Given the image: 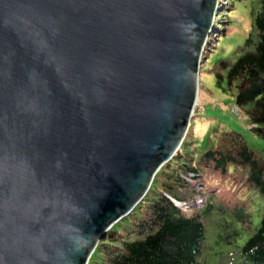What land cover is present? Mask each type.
Segmentation results:
<instances>
[{
  "label": "water",
  "instance_id": "obj_1",
  "mask_svg": "<svg viewBox=\"0 0 264 264\" xmlns=\"http://www.w3.org/2000/svg\"><path fill=\"white\" fill-rule=\"evenodd\" d=\"M218 0H0V264H87L179 151Z\"/></svg>",
  "mask_w": 264,
  "mask_h": 264
},
{
  "label": "trees",
  "instance_id": "obj_2",
  "mask_svg": "<svg viewBox=\"0 0 264 264\" xmlns=\"http://www.w3.org/2000/svg\"><path fill=\"white\" fill-rule=\"evenodd\" d=\"M229 1L235 6L238 0ZM244 7L248 31L242 42L206 72L251 127L214 123L200 136L192 129L180 153L156 172L144 199L105 233L87 264H200L211 239L217 264H264V0H246ZM186 175H194L191 182ZM211 175L235 185L218 195L206 182ZM198 177L207 185L196 192L190 188ZM240 185L249 191L245 201L232 192Z\"/></svg>",
  "mask_w": 264,
  "mask_h": 264
},
{
  "label": "rangeland",
  "instance_id": "obj_3",
  "mask_svg": "<svg viewBox=\"0 0 264 264\" xmlns=\"http://www.w3.org/2000/svg\"><path fill=\"white\" fill-rule=\"evenodd\" d=\"M245 1L246 0L235 1V6H232L229 0L217 1L214 25L208 35L201 56L202 62L199 66L197 100L187 133L184 137V139L187 137V141L192 129L195 131V136H200L199 133H202V131L209 128V126L214 123H218L219 126L224 128H237L236 126H240L243 130H247L251 127L245 122L242 112L233 105L232 97L220 92L215 87L213 75L206 72L215 67V58H230L246 35L248 31V22L247 11L244 7ZM209 55L213 58L208 60ZM252 141L256 143L255 139H252ZM180 151L181 149H179L178 153H180ZM162 176L163 175H157L156 180H160ZM183 177L185 180L191 182L189 178L194 177V175H186ZM206 182L218 195H224V192L228 190L229 186L235 185L230 179L227 181L222 180L219 175H211ZM158 184L159 182H155V185ZM193 184L190 189L196 192L200 191L199 184L207 185L199 177ZM235 191H237L236 193L238 194L236 197L237 199L244 201L247 199L249 191L246 186L240 185L237 189L232 190L234 193ZM196 195L198 196L197 193ZM179 207L182 210H186L187 208L185 203L179 204ZM216 246L214 239L206 240L205 249L200 257V264H217L215 260L217 256L214 255V253L218 251Z\"/></svg>",
  "mask_w": 264,
  "mask_h": 264
},
{
  "label": "clouds",
  "instance_id": "obj_4",
  "mask_svg": "<svg viewBox=\"0 0 264 264\" xmlns=\"http://www.w3.org/2000/svg\"><path fill=\"white\" fill-rule=\"evenodd\" d=\"M173 203L176 205V206H178L179 207V204H181V203H178V202H176V201H174L173 200ZM180 208V207H179Z\"/></svg>",
  "mask_w": 264,
  "mask_h": 264
}]
</instances>
